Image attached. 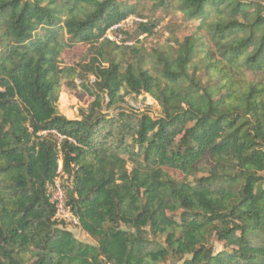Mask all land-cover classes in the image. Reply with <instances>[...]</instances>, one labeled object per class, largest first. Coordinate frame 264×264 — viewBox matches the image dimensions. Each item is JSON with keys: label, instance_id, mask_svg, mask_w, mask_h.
I'll list each match as a JSON object with an SVG mask.
<instances>
[{"label": "trees", "instance_id": "obj_1", "mask_svg": "<svg viewBox=\"0 0 264 264\" xmlns=\"http://www.w3.org/2000/svg\"><path fill=\"white\" fill-rule=\"evenodd\" d=\"M128 1L0 0V264H264V83L241 84L264 80V0H157L193 26L149 52L148 22L107 38ZM62 75L90 100L75 120ZM142 95L157 118L123 110ZM59 159L94 245L53 221Z\"/></svg>", "mask_w": 264, "mask_h": 264}, {"label": "rangeland", "instance_id": "obj_2", "mask_svg": "<svg viewBox=\"0 0 264 264\" xmlns=\"http://www.w3.org/2000/svg\"><path fill=\"white\" fill-rule=\"evenodd\" d=\"M157 4V0H129L127 2L128 6H133L134 8V13L130 15L131 17L145 20L149 24L154 25L153 36L148 37L144 40L142 39L144 36L139 38L140 40H142L140 42H142L147 52H149L153 48L164 46L165 41L168 37L174 36L181 40L184 36H186L187 30H190L193 26L184 22L181 14L177 12L176 8H158ZM136 28L137 24L130 23V25L126 27V30L115 33L114 36L118 39L119 42L120 40H127V44H133L136 39ZM84 51L85 49L79 46L75 47L73 50H67L62 56L61 67L72 65L74 61L78 60L77 57L80 56L81 58L82 55L85 54ZM202 72L200 73L203 77L204 72ZM61 79V89L57 103L58 111L68 120L78 119L79 111L81 109H85L88 106L90 100L87 97L80 98V95L77 94L76 90L72 86V84H78V81L76 79L74 80L65 75H62ZM207 80L208 77L206 75L204 82H206ZM244 80H241V84H244L245 82H251L253 80L257 83H264V80L262 78L254 79L249 76ZM144 97L146 98V100L143 102ZM122 108L127 112H130L129 108H133L137 113L147 114L153 119L157 118L160 113V109L157 103L147 95H142L137 99L133 98L132 96L126 97L124 99V105L122 106ZM118 112L119 111L116 107H112L110 109L104 108L102 110V114L109 115L110 117L116 116ZM128 168L130 170V166ZM66 229L70 231L79 242L90 245L95 244V242L84 232H82L79 227H66ZM122 229L125 228L122 227ZM146 231L148 232L149 230L146 229ZM211 244L215 253H219L223 250L222 244L218 243L215 238L211 240ZM23 260L28 263L31 258L30 256H26L25 258H23ZM176 263V258L169 257L162 264Z\"/></svg>", "mask_w": 264, "mask_h": 264}, {"label": "built area", "instance_id": "obj_3", "mask_svg": "<svg viewBox=\"0 0 264 264\" xmlns=\"http://www.w3.org/2000/svg\"><path fill=\"white\" fill-rule=\"evenodd\" d=\"M130 23L140 24L146 23V21L128 16L126 19L113 25L109 29L107 33V38L111 41L119 43L118 39L114 36V34L126 30V27L129 26ZM49 133L54 135L59 142L64 139L60 135L56 134L54 131H50ZM45 134L46 133H42L40 135ZM57 164L58 167L56 171V176L50 183L46 185L45 196L49 205L54 210L53 221H55L57 224L64 225L65 227L76 228L79 227V220L77 216H75L71 211V208L68 205L67 198V192L71 187V179L63 171L61 159L58 160Z\"/></svg>", "mask_w": 264, "mask_h": 264}, {"label": "water", "instance_id": "obj_4", "mask_svg": "<svg viewBox=\"0 0 264 264\" xmlns=\"http://www.w3.org/2000/svg\"><path fill=\"white\" fill-rule=\"evenodd\" d=\"M145 100H146V98L144 97V98H143V102H144Z\"/></svg>", "mask_w": 264, "mask_h": 264}]
</instances>
